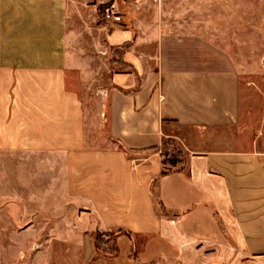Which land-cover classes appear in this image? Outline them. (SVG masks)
I'll use <instances>...</instances> for the list:
<instances>
[{
	"label": "crops",
	"instance_id": "0c3cea01",
	"mask_svg": "<svg viewBox=\"0 0 264 264\" xmlns=\"http://www.w3.org/2000/svg\"><path fill=\"white\" fill-rule=\"evenodd\" d=\"M0 207L53 264H264V0H0Z\"/></svg>",
	"mask_w": 264,
	"mask_h": 264
},
{
	"label": "rangeland",
	"instance_id": "374dc122",
	"mask_svg": "<svg viewBox=\"0 0 264 264\" xmlns=\"http://www.w3.org/2000/svg\"><path fill=\"white\" fill-rule=\"evenodd\" d=\"M260 50L255 47L254 54L258 55ZM14 211L17 209L0 207V264H53L54 241L26 239L16 233L15 227L21 231L24 223L12 224L9 212ZM112 243L113 237L109 245Z\"/></svg>",
	"mask_w": 264,
	"mask_h": 264
},
{
	"label": "trees",
	"instance_id": "16d2710c",
	"mask_svg": "<svg viewBox=\"0 0 264 264\" xmlns=\"http://www.w3.org/2000/svg\"><path fill=\"white\" fill-rule=\"evenodd\" d=\"M154 149L160 152L163 164H168L170 168L161 170L160 175H165L172 170L178 163L184 161V154L177 147L174 139L163 137L161 144ZM158 200V198H157ZM159 202V201H158ZM160 203V202H159ZM118 233L114 232H95L93 241L96 251L105 256H111L117 251L116 238ZM113 237V245L110 244V239Z\"/></svg>",
	"mask_w": 264,
	"mask_h": 264
},
{
	"label": "built area",
	"instance_id": "2783aa9c",
	"mask_svg": "<svg viewBox=\"0 0 264 264\" xmlns=\"http://www.w3.org/2000/svg\"><path fill=\"white\" fill-rule=\"evenodd\" d=\"M102 18L105 22H118L121 19V16L115 11L113 6H108L103 10Z\"/></svg>",
	"mask_w": 264,
	"mask_h": 264
}]
</instances>
